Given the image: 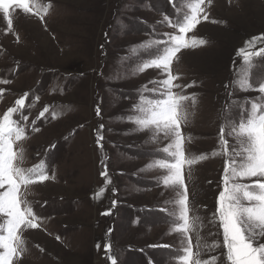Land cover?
Masks as SVG:
<instances>
[{"label":"rangeland","instance_id":"1","mask_svg":"<svg viewBox=\"0 0 264 264\" xmlns=\"http://www.w3.org/2000/svg\"><path fill=\"white\" fill-rule=\"evenodd\" d=\"M40 2L51 5L43 20L13 10L11 32L0 13V79L11 81L0 84L4 90L0 115L15 99L29 94L23 166L44 160L49 175L55 177L27 191L42 224L24 233L27 251L19 264H109L103 250L106 240L113 243L118 264H178V234L167 213L159 210L171 209L166 201L173 193L162 184L163 170L149 167L162 158L159 149L167 141L136 131L128 117L136 115L134 106L141 95L152 97L143 91L152 87L149 81L161 79L158 70L135 71L139 59L147 56L140 45L155 38L154 28L173 31L158 22L165 13L182 15L188 0H175V6L168 0ZM206 10L209 19L189 36L207 43L182 49L172 66L180 78L177 83L193 85L184 94L197 97L196 105L188 108L189 122L182 125L185 137H191L185 145L189 155L217 150L221 124L229 118L238 121L251 103H261L258 91L242 90L233 82L244 63L239 50L264 48L259 42L252 49L247 45L264 36V0H212ZM253 64L250 80L255 85L264 79V58L253 57ZM97 104L100 117L95 113ZM45 107L49 111L41 117ZM53 111L58 114L55 119ZM100 124L105 126L103 153L94 131ZM33 126L40 131L33 132ZM102 157H107L111 185L100 174ZM222 175V157L209 156L193 165L190 173L185 170L189 199L205 218L202 241L208 243L222 241V235H209L218 229L208 223ZM102 188L103 195L97 198ZM112 200L117 201L114 208ZM109 209L111 215H102ZM109 229L111 235L106 237ZM158 244L172 247H150ZM222 251H203L202 258Z\"/></svg>","mask_w":264,"mask_h":264},{"label":"snow or ice","instance_id":"2","mask_svg":"<svg viewBox=\"0 0 264 264\" xmlns=\"http://www.w3.org/2000/svg\"><path fill=\"white\" fill-rule=\"evenodd\" d=\"M168 2L175 6V0ZM211 2L212 0H188L182 15L163 14L158 23L173 31L154 28L155 38L140 45L141 49L147 51V56L139 59L135 71L143 73L149 69L158 70L161 79L149 81L152 85L150 88L144 87L143 91L151 93L152 97L141 95L139 103L134 106L136 115L128 119L135 125L136 131L148 132L154 140L167 141L159 149L164 154L162 158L155 159L149 167L163 170L162 184L173 193L172 199L166 201L172 205L171 209L162 207L159 210L167 213L174 233L178 234L179 248L175 257L178 264H264V79L255 85L250 80V72L254 67L253 57L264 58V48L259 51L239 50L244 63L233 82L242 90L258 91L261 103H251L250 110L246 115H241L238 121L229 118L221 124L217 150L201 155L186 153V141H190L191 137H185L182 125L189 122L188 108L189 105H196L197 97L195 94H184L183 90L193 85L177 83L180 78L173 74L172 66L179 60L182 49L196 48L207 43L202 38L189 36V33H193L202 20L209 19L206 9ZM50 7L51 5L42 4L40 0H0V13L7 22L9 32L13 30V10L38 16L43 20ZM258 42L264 43V36L247 41L248 48H255ZM10 82L9 79H0V84ZM3 95L4 90L0 89V96ZM28 95L25 92L15 99L14 105L0 115V264H19L27 251L24 233L41 227L42 217L33 210L27 199L29 187L55 179L54 175H49L44 160L32 167L23 166L26 161L23 142L28 139V125L25 123L28 120L25 109L30 107L26 104ZM231 95L229 92V96ZM48 111V107H45L40 116L43 117ZM95 113L97 117L101 116L99 104ZM57 115V112H52L53 119ZM104 127V124H100L94 130L96 145L101 153L104 151ZM32 131L38 132L40 129L33 126ZM229 138L234 142L230 144ZM51 147L54 148L55 145ZM209 156L223 158V175L219 185L221 190L216 198L215 211L208 219V223L218 229L209 235H222V241L214 239L211 243L202 241L201 229L205 218L198 214L197 207L190 201L185 182V170L190 173L193 165L209 159ZM106 161L107 157L100 160V174L105 184L111 185L113 181ZM103 192L102 188L96 193V197H101ZM115 192L116 189H113L114 195ZM116 204L117 201L112 200L113 208ZM111 214V209L102 213ZM111 231L112 229L107 231L106 237L111 235ZM96 247L99 250L101 244L97 243ZM150 247L172 246L158 244ZM220 249L223 250L220 255L211 256L210 259L202 258L203 251ZM103 250L109 264H118V257L110 240L105 241Z\"/></svg>","mask_w":264,"mask_h":264}]
</instances>
